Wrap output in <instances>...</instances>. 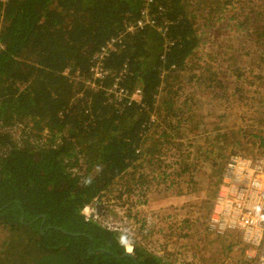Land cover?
Listing matches in <instances>:
<instances>
[{
  "label": "trees",
  "instance_id": "obj_1",
  "mask_svg": "<svg viewBox=\"0 0 264 264\" xmlns=\"http://www.w3.org/2000/svg\"><path fill=\"white\" fill-rule=\"evenodd\" d=\"M259 2L246 14L232 0H0V264H164L139 246L128 257L127 239L81 212L126 172L149 168L148 143L156 145L160 128L162 140L168 133L183 138L174 125L186 119L195 135L186 171L209 170L216 196L230 158L248 156L238 154L242 141L221 108L228 91L217 98L214 66L200 63L203 29L219 15L234 30L232 40L258 51L254 72L262 78ZM129 25L136 29L128 32ZM96 55L107 76L93 88ZM222 57L230 66L240 60L228 62L223 49ZM114 86L124 97H115ZM210 95L218 101L202 112ZM257 145V153L264 150V136ZM216 238L228 245V260L244 264L238 233Z\"/></svg>",
  "mask_w": 264,
  "mask_h": 264
},
{
  "label": "rangeland",
  "instance_id": "obj_2",
  "mask_svg": "<svg viewBox=\"0 0 264 264\" xmlns=\"http://www.w3.org/2000/svg\"><path fill=\"white\" fill-rule=\"evenodd\" d=\"M236 1L232 0L233 10L241 8L246 14L251 6L260 5L259 0H240V6ZM207 14L208 11L205 16ZM218 16L206 19L203 29L205 59L201 58L200 63L203 67L209 66L207 62L214 66V74L209 72V76L214 79L217 98L222 90L228 91V106L226 109L221 107L229 120L228 130L239 133L242 144L237 148L238 154L251 157L259 154L256 145L264 136V66L262 62L259 64L262 65V78H259L258 72L255 77L258 51L250 44L240 47L237 39L232 40L234 30H229L226 21H219ZM222 49L228 52V62L231 56L240 60L232 66L227 65ZM208 50L210 55L206 57ZM235 73L234 83L228 84L229 77ZM239 73L240 80H237ZM182 93L186 97L191 96V85ZM217 98L210 95L209 100H202L201 111L214 106ZM174 126L178 127L183 138L177 139L168 133L167 140H162L160 137L166 129L160 128L157 136L152 135L155 146H162L160 152H152L155 146L148 143L151 155L145 161L150 163L149 168L126 172L113 190L102 194L95 204L117 213L121 220L125 219L129 225L124 228L131 229L130 243L162 259L164 264H236L235 260H228V245L217 240L219 234L210 225L212 206L218 194L215 196L212 193L216 186L213 182L209 183L212 180L210 171L207 170L205 176L195 175L191 168L186 171L188 158L193 160L190 144L195 135L191 131L192 124L186 119L183 126L180 123ZM10 132L16 137L21 133ZM253 141L256 148L252 147ZM186 185H191L189 193L184 189ZM243 263L253 264L248 261Z\"/></svg>",
  "mask_w": 264,
  "mask_h": 264
},
{
  "label": "built area",
  "instance_id": "obj_3",
  "mask_svg": "<svg viewBox=\"0 0 264 264\" xmlns=\"http://www.w3.org/2000/svg\"><path fill=\"white\" fill-rule=\"evenodd\" d=\"M140 20L138 28L148 24ZM128 32L136 28L129 25ZM94 66L91 69V83L93 88L96 81L107 76L101 65L99 55L93 58ZM116 98L124 97L122 90L113 89ZM140 99V93L134 96ZM211 211L210 225L220 236L226 233H238L244 243L243 257L253 264H264V150L259 154L246 157L235 155L226 164L223 181L220 185ZM87 219L103 229L119 234L127 239L126 248L132 253L134 245L130 243L132 234L128 222L117 213L107 208L93 204L81 212ZM127 229V230H126Z\"/></svg>",
  "mask_w": 264,
  "mask_h": 264
},
{
  "label": "water",
  "instance_id": "obj_4",
  "mask_svg": "<svg viewBox=\"0 0 264 264\" xmlns=\"http://www.w3.org/2000/svg\"><path fill=\"white\" fill-rule=\"evenodd\" d=\"M128 257H132V255H131V254H129V255H128Z\"/></svg>",
  "mask_w": 264,
  "mask_h": 264
}]
</instances>
